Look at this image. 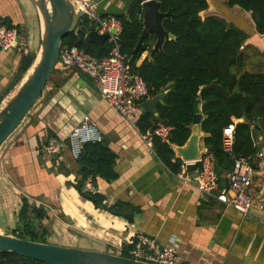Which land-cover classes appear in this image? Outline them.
I'll list each match as a JSON object with an SVG mask.
<instances>
[{
    "label": "crops",
    "instance_id": "obj_1",
    "mask_svg": "<svg viewBox=\"0 0 264 264\" xmlns=\"http://www.w3.org/2000/svg\"><path fill=\"white\" fill-rule=\"evenodd\" d=\"M130 2L75 3L86 8L91 26L95 25L93 16L108 19L127 15ZM208 3L202 17L218 15L235 23L249 34L246 44L264 52V34H256L250 12L239 6L228 7L227 0ZM40 20L33 0H0V23L21 31L20 48L0 50V98L17 74L24 51L35 50L37 40L41 42ZM147 55L144 53L143 58ZM91 82L77 69L58 64L42 96L0 146V229L12 231L16 227L23 199L27 198L36 209H46L43 222L52 244L118 254L124 243L144 233L155 237L160 246L172 243L187 264H264V211L252 208L250 215L244 216L213 195L200 192L197 169H188V179L181 181L142 138L136 125ZM199 109L202 113L201 103ZM86 115L117 154L119 176L112 182L98 179V192L104 194L109 206L132 204L136 209L124 211H132V222L96 207L70 184L79 169L70 134ZM50 135L64 143L63 151L53 158L39 150ZM204 136L201 131L199 147L204 145ZM178 148L174 146L176 157L182 159ZM258 162L257 158L253 165ZM223 179L227 181L225 175ZM250 192L254 197L263 195L264 172L253 176Z\"/></svg>",
    "mask_w": 264,
    "mask_h": 264
},
{
    "label": "trees",
    "instance_id": "obj_2",
    "mask_svg": "<svg viewBox=\"0 0 264 264\" xmlns=\"http://www.w3.org/2000/svg\"><path fill=\"white\" fill-rule=\"evenodd\" d=\"M158 1L161 3V12L171 11V15L163 20V26L175 38H167L163 50L152 58H149V54L156 41L155 33H150L138 51L134 52L144 30L142 5L133 9L129 19L126 14L115 16L122 27L117 43L126 55V64L131 72L143 78L149 97L164 93L163 100L157 104V113L143 111L135 121L136 127L141 133L155 131L160 125L170 128L167 139L157 135L153 137V150L175 173L180 169L182 159L176 157L174 146H184L189 140L194 125V103L200 99L204 145L214 156L218 175H226L225 165L229 156L236 159L245 157L253 163L264 146V70L247 69L249 57L246 49L250 45L246 43L249 34L218 15L202 17L201 12L209 8L208 0ZM227 5L239 6L241 10L250 12L256 34H264V0H227ZM94 23L98 24L97 21ZM80 24L91 29L95 26H90L86 14L81 17ZM66 45H76L83 49V45L77 42L75 31L63 38L61 49ZM113 46L114 43L107 38L102 52L103 59L109 57ZM97 51L98 45L90 43L87 55L96 58ZM146 52L148 55L143 58ZM36 56L37 51L33 49L24 51L18 72L1 96L0 103L20 84ZM233 118L241 121L234 124ZM233 124L235 140L228 154L224 149L223 131ZM53 136L50 135L47 142ZM116 161L117 154L107 142L89 141L77 158L79 169L75 182L70 184L82 197L92 200L96 207L116 212L136 209L130 203L109 206L104 204V194L85 191L89 177L96 186L98 179L107 182L116 180L119 176ZM46 216V209L41 206L36 209L34 202L24 198L12 235L49 243L50 232L43 222ZM132 247L131 242L124 243L118 254L132 258ZM0 264L47 263L14 252H0Z\"/></svg>",
    "mask_w": 264,
    "mask_h": 264
},
{
    "label": "built area",
    "instance_id": "obj_3",
    "mask_svg": "<svg viewBox=\"0 0 264 264\" xmlns=\"http://www.w3.org/2000/svg\"><path fill=\"white\" fill-rule=\"evenodd\" d=\"M72 1L75 3L77 0ZM76 6L78 7V5ZM83 9L84 14H87L86 8ZM93 17L98 22L100 32L109 33L108 38L114 43L109 57L102 58L99 62L97 58L89 57L83 49L76 45H66L60 51L58 64L64 68H75L81 74L93 80L101 96L109 100L121 115L130 120L133 125H136V119L144 111L143 102L150 98L147 85L140 75L131 72L126 64V55L119 48L117 38L122 30L121 22L115 17L108 19ZM113 29H116L115 33L112 32ZM20 44L21 34L19 29L0 23V50L20 48ZM233 121L236 124L241 120L233 118ZM234 124L225 127L223 131L224 149L228 154L232 151L235 140ZM169 133V127L160 125L155 131L141 133V136L150 147H153V137L155 135L167 139ZM70 140L74 156L78 158L85 143L102 141L103 135L91 117L86 115L82 122L72 130ZM63 149L64 143L52 137L44 145L43 152L47 157L53 158L59 155ZM200 149L199 158L193 161L198 165L196 187L200 192L213 195L244 216L250 215L252 208L264 211L262 193L254 197L250 192L253 176L258 172H264V155L262 152L258 155L259 162L257 166H254L248 158H235L234 170L226 172L227 186L223 187L220 184L221 177L216 171L213 154L205 145ZM189 163L182 160L180 169L176 172V176L181 181L185 182L188 179ZM84 188L86 192L91 194L98 192L97 186L91 177L87 179ZM106 203L107 200L104 201V204ZM130 242L133 244L130 254L135 260L156 264H187L172 243L160 246L155 237L144 233L136 234Z\"/></svg>",
    "mask_w": 264,
    "mask_h": 264
},
{
    "label": "water",
    "instance_id": "obj_4",
    "mask_svg": "<svg viewBox=\"0 0 264 264\" xmlns=\"http://www.w3.org/2000/svg\"><path fill=\"white\" fill-rule=\"evenodd\" d=\"M33 2L39 11L41 19V47L37 52L34 63L13 95L0 108V146L19 127L43 93L58 64L63 38L71 31H75L77 42L83 45L85 54L88 52L90 43L97 44L96 58L100 62L102 60L104 42L109 37V33L100 32L99 25L95 29L90 30L85 25L80 24L84 9L77 7L72 0H33ZM139 5H142L144 10V30L134 52L138 51L150 33H155L156 41L149 54V58H152L158 51L163 50L167 38H175L163 26V20L171 15V11L161 12V3L158 0H131L127 9L128 19L133 9ZM112 32L115 33L116 29H113ZM91 83L98 89L95 82ZM163 97L164 93H160L146 99L143 102L144 111L156 114L157 104L163 100ZM199 102L200 99H197L194 103L192 134L187 143L178 148V153L182 160L190 162L188 164L190 171L198 169L197 163L193 161L197 160L201 154L199 137L202 131L201 121L203 115L199 109ZM39 150L42 155V145ZM262 154L264 155V146ZM234 166L235 158L229 156L225 171L232 172ZM226 183L225 179L220 181L222 186ZM262 197H264V193ZM112 213L128 217L131 222L133 221L132 211L124 213L112 211ZM0 252H14L47 264H156L111 252L26 240L2 232H0Z\"/></svg>",
    "mask_w": 264,
    "mask_h": 264
},
{
    "label": "rangeland",
    "instance_id": "obj_5",
    "mask_svg": "<svg viewBox=\"0 0 264 264\" xmlns=\"http://www.w3.org/2000/svg\"><path fill=\"white\" fill-rule=\"evenodd\" d=\"M40 47H41V42H39L37 40V44L35 46V51L38 52L40 50ZM246 52H247L248 57H249L247 69L256 71V70H260L259 68H263L262 70H264V52L262 53L261 50H258L252 46H249L246 49ZM17 87H16V89H17ZM14 91L12 92V94L10 96L7 97L5 102H7L8 99L13 95ZM5 102L0 105V108L5 104ZM0 232L12 235L11 231H4V230L0 229ZM91 250H93V249H91Z\"/></svg>",
    "mask_w": 264,
    "mask_h": 264
}]
</instances>
